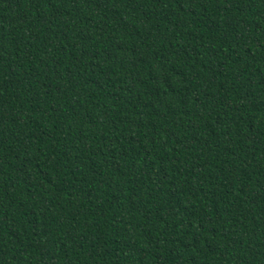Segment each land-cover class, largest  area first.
<instances>
[{"label": "trees", "instance_id": "16d2710c", "mask_svg": "<svg viewBox=\"0 0 264 264\" xmlns=\"http://www.w3.org/2000/svg\"><path fill=\"white\" fill-rule=\"evenodd\" d=\"M0 264H264V0H0Z\"/></svg>", "mask_w": 264, "mask_h": 264}]
</instances>
